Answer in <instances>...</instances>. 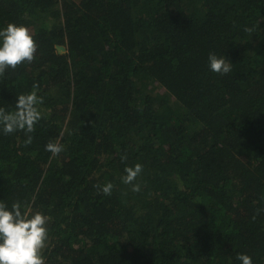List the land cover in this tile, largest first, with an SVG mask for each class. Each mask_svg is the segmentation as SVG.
<instances>
[{
  "label": "trees",
  "instance_id": "trees-1",
  "mask_svg": "<svg viewBox=\"0 0 264 264\" xmlns=\"http://www.w3.org/2000/svg\"><path fill=\"white\" fill-rule=\"evenodd\" d=\"M8 22L37 50L0 107L33 84L44 102L30 144L0 135V199L50 214L45 264H264V0H0Z\"/></svg>",
  "mask_w": 264,
  "mask_h": 264
},
{
  "label": "clouds",
  "instance_id": "clouds-1",
  "mask_svg": "<svg viewBox=\"0 0 264 264\" xmlns=\"http://www.w3.org/2000/svg\"><path fill=\"white\" fill-rule=\"evenodd\" d=\"M245 31H250L247 27ZM37 43L34 33L23 23L8 22L0 24V76L7 70H15L18 65L30 63L35 58ZM206 67L209 72L225 75L232 71V63L223 54L209 51L206 56ZM39 86L32 85L27 91L16 95L14 110L0 107V135L23 132V144L33 140L31 133L42 119L40 106L44 97L38 94ZM63 133L54 140L44 144V150L53 156L64 151L61 142ZM127 159L121 155V160ZM143 165L136 162L125 165L120 177L122 183L129 185L131 191L139 192L141 185L137 177L141 175ZM97 191L110 195L113 183L107 181L96 185ZM34 199V198H33ZM52 217L45 211L33 208L31 204L20 200L7 202L0 199V264H45L43 250L49 240V225ZM239 264H254L252 255L246 252L235 253Z\"/></svg>",
  "mask_w": 264,
  "mask_h": 264
},
{
  "label": "water",
  "instance_id": "water-1",
  "mask_svg": "<svg viewBox=\"0 0 264 264\" xmlns=\"http://www.w3.org/2000/svg\"><path fill=\"white\" fill-rule=\"evenodd\" d=\"M56 49L58 51V53H63L65 51V48L63 46H56Z\"/></svg>",
  "mask_w": 264,
  "mask_h": 264
},
{
  "label": "rangeland",
  "instance_id": "rangeland-1",
  "mask_svg": "<svg viewBox=\"0 0 264 264\" xmlns=\"http://www.w3.org/2000/svg\"><path fill=\"white\" fill-rule=\"evenodd\" d=\"M155 90L161 91L162 89L159 87H156Z\"/></svg>",
  "mask_w": 264,
  "mask_h": 264
}]
</instances>
